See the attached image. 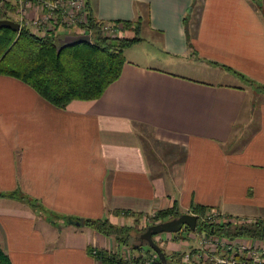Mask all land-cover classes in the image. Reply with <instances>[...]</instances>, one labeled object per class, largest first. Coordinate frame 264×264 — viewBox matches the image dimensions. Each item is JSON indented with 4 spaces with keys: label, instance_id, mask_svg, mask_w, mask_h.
<instances>
[{
    "label": "crops",
    "instance_id": "1",
    "mask_svg": "<svg viewBox=\"0 0 264 264\" xmlns=\"http://www.w3.org/2000/svg\"><path fill=\"white\" fill-rule=\"evenodd\" d=\"M86 1L97 19L142 22L100 96L59 107L0 73V192L22 194L0 196L10 263L100 264L115 243L85 219L131 218L115 209L264 216V0ZM182 232L157 237L183 253L205 233Z\"/></svg>",
    "mask_w": 264,
    "mask_h": 264
},
{
    "label": "trees",
    "instance_id": "2",
    "mask_svg": "<svg viewBox=\"0 0 264 264\" xmlns=\"http://www.w3.org/2000/svg\"><path fill=\"white\" fill-rule=\"evenodd\" d=\"M5 6L14 9L5 0ZM88 3L86 1V7ZM88 10V9H87ZM87 32H89L90 42H79L73 45L63 46L57 52L60 45L58 37L48 32L38 35L24 24H20L18 31L8 27L0 28V73L16 77L32 86L42 97L52 104L64 107L73 99H92L100 96L104 89L120 75L122 65L125 61L124 49L138 40L137 36H116L111 37L101 29L102 21L97 19L88 10ZM0 17L10 18L9 15L1 13ZM122 23H130L124 20ZM260 89L264 86L259 85ZM18 196V192H0V196ZM30 204L31 200L26 198ZM193 212L197 213L198 232H205L225 238L248 237L264 241V217L254 219H237L235 221L223 219L216 223H209L201 219L205 212V207L194 206ZM113 214L135 215L137 213L115 209ZM180 211L175 205L158 210L154 215V221L165 220L177 216ZM140 214V213H138ZM67 220L76 219L72 216L61 215ZM85 222L107 238H112L117 243L126 244L125 237L119 233L123 226L112 223L108 218L85 219ZM190 231L188 226H183L178 233L174 234V239L182 235L181 231ZM146 244L147 242L144 241ZM157 242V241H156ZM143 241L134 244L135 250H141ZM165 258L157 257L154 264H183L181 262V252L174 253L170 257L163 249ZM151 248L145 250V254L154 251ZM142 254L134 256V262L140 260ZM100 264H127L126 257L116 250L101 248L96 256ZM0 264H11L6 252L0 247Z\"/></svg>",
    "mask_w": 264,
    "mask_h": 264
},
{
    "label": "built area",
    "instance_id": "3",
    "mask_svg": "<svg viewBox=\"0 0 264 264\" xmlns=\"http://www.w3.org/2000/svg\"><path fill=\"white\" fill-rule=\"evenodd\" d=\"M3 0H0V3ZM19 22L28 23L31 30L38 35L54 33L61 28H82L87 32L88 10L86 0H16ZM32 3L40 6L38 16L30 18L26 16L27 8ZM27 18V19H26ZM111 24L102 21L103 31L111 30ZM89 33V32H87ZM201 219L209 223H216L225 219L219 211L212 208L202 214ZM196 248L182 253L181 261L184 264L197 262L199 264H264V241L248 238H225L203 233L199 237ZM151 260L154 263L158 257L153 254ZM149 263V262H148ZM134 264V263H133Z\"/></svg>",
    "mask_w": 264,
    "mask_h": 264
},
{
    "label": "rangeland",
    "instance_id": "4",
    "mask_svg": "<svg viewBox=\"0 0 264 264\" xmlns=\"http://www.w3.org/2000/svg\"><path fill=\"white\" fill-rule=\"evenodd\" d=\"M4 1L5 0L1 1V3H0V14L1 13H5L6 15H9L11 19H14V20H16V21L19 22V20L16 18V14L13 12L16 7L11 10L10 7L7 8L5 6L6 4H5ZM14 2L15 1H11V2H9V4L10 5L11 4L14 5ZM140 23H142L141 20L139 21V19H137V18H136V20L130 21V23H128V24L122 23V22L121 23L118 22V23H114V24L110 23L111 26H112L111 27L112 29L111 30L104 31V33L107 34V35H109V36H111V37L124 36V33H125V30L126 29H127V31H130L131 29L132 30L133 29H136L135 26L136 25H139ZM65 30L67 32H70V31L74 32L75 31L76 33H79L81 31H83L82 28L78 27V28L75 29L74 26H73L71 28H66V29L61 28L59 31H57V34L56 35L59 36V35L66 34L67 32ZM143 133L145 134L144 136L150 137L149 138L150 139V144L152 146L158 145L159 142L156 141L155 139H153V131H152V129H146V130H144ZM165 148H166V145L161 144V149L164 150ZM222 215H223V217L225 216L224 218L226 220H230L231 219L232 221H235L237 219H245V220L246 219L247 220L248 219H251V218L238 217V216H227L225 214H222ZM130 217H131L130 219L125 217V219H122V223L121 224H116L118 226H123L124 227L123 230H122V232H120L119 234L121 236H124L125 237V240H126L125 243L126 244L123 245L121 243H117V241L114 240V239H112V238H108V239H110L111 241H113L115 243V245H114L115 247H113V250H116V251H119L120 253H122L126 257V259H127V264H133V263L134 264H154L152 262V260H151V257L153 256L155 258V256L153 254H151V252H149L148 254H145L144 253L145 250H147V249L150 248V246L148 245V243L146 244L144 242V241H146L145 239H141L140 238V234L146 230V228H147L148 225H150L152 223H155V222H158L160 220L154 221L153 216L143 215V214H138V213L135 214V215H132V216L130 215ZM262 217H264V216H262ZM58 224H62V222L60 221V222H58ZM167 233L173 234L174 232H162L161 234H167ZM180 233L183 234L182 231ZM184 235H186V233H184ZM153 238L157 241V243L161 246V248L165 249V251H166V253H167L168 256L171 257L173 255V257H171V258L177 257V256L174 255V253L175 252H179V251H175V250H172V249L169 250V249H167L165 247V242L167 241V239L164 240L165 241L164 242L163 239H158L157 234H154L153 235ZM187 239H188V243H190V244L194 243L195 238H192V237L189 238L188 237ZM141 241H143V244L141 246L142 249H143V250H141V252H142L141 253L142 254L141 257L142 258H141V261L138 260V261H135L134 262V260H133L134 259V256H138L139 255L138 252H140V250L137 251L132 246L134 244H137L138 242H141ZM198 244H199V242H198ZM198 244H197V246H198ZM193 248H196V247H193ZM172 252H174V253H172ZM191 264H199V263L193 262Z\"/></svg>",
    "mask_w": 264,
    "mask_h": 264
},
{
    "label": "water",
    "instance_id": "5",
    "mask_svg": "<svg viewBox=\"0 0 264 264\" xmlns=\"http://www.w3.org/2000/svg\"><path fill=\"white\" fill-rule=\"evenodd\" d=\"M8 27L12 30L18 31L20 29V23L11 18L0 17V28ZM60 45L57 48V52L63 46L73 45L79 42H90L91 37L89 33H66L58 37ZM74 224H84L83 218H79L74 221ZM197 224V215L188 212L179 213L177 216L160 220L147 226L146 230L140 234L141 239H145L151 249L158 255L159 258L164 259L165 255L161 246L153 238L154 234L161 232H177L183 226H188L191 230H194Z\"/></svg>",
    "mask_w": 264,
    "mask_h": 264
}]
</instances>
